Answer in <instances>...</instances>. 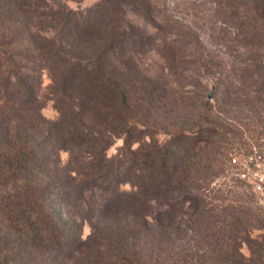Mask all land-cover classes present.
<instances>
[{"label":"trees","instance_id":"trees-1","mask_svg":"<svg viewBox=\"0 0 264 264\" xmlns=\"http://www.w3.org/2000/svg\"><path fill=\"white\" fill-rule=\"evenodd\" d=\"M59 2L0 0V264H175V228L189 222L188 235L206 207L212 179L195 162L216 131L183 129L162 142L163 97L151 101L159 90L132 99L133 75L122 76L149 37L117 19L124 8L150 17L154 0H98L85 10ZM215 4L236 38L260 40L264 55V0ZM44 94L56 119L42 113ZM215 234V261L245 264L238 237Z\"/></svg>","mask_w":264,"mask_h":264},{"label":"rangeland","instance_id":"rangeland-1","mask_svg":"<svg viewBox=\"0 0 264 264\" xmlns=\"http://www.w3.org/2000/svg\"><path fill=\"white\" fill-rule=\"evenodd\" d=\"M59 1L74 10H85L98 2ZM154 1L157 9L150 17L143 18L124 8L117 19L128 32H144L149 37L148 42L142 41L147 44L133 59H126L124 81L128 82L132 75L138 79L134 82L132 78L131 84H126L132 99L146 95V90H159L151 101L163 97L156 135L162 142L183 129L188 133H197L204 127L216 131L211 137L214 148L205 147L202 158L195 162L201 173L208 170L205 177L212 179L205 191L206 207L193 219L188 235L185 231L189 222L182 220L175 228V264L194 263L182 248L190 249V254L205 255L201 264H218L215 253L208 248L219 238L212 234L223 229L238 237L236 246H241L245 264H264V198L237 176V167L232 163L233 157H242L254 149L264 150V55L257 48L261 42L253 37L236 38L215 4L220 0ZM259 63H263L262 67H258ZM43 79L47 88V72ZM48 97L44 94L42 113L56 119L58 112ZM206 133L204 130L209 137ZM123 142V138L117 139L109 154L114 155ZM139 145L136 142L134 148ZM61 158L63 163L68 162L69 153L63 151ZM90 232L86 224L84 237Z\"/></svg>","mask_w":264,"mask_h":264},{"label":"built area","instance_id":"built-area-1","mask_svg":"<svg viewBox=\"0 0 264 264\" xmlns=\"http://www.w3.org/2000/svg\"><path fill=\"white\" fill-rule=\"evenodd\" d=\"M232 163L237 167V176L264 198V150L254 149L242 157H233Z\"/></svg>","mask_w":264,"mask_h":264},{"label":"water","instance_id":"water-1","mask_svg":"<svg viewBox=\"0 0 264 264\" xmlns=\"http://www.w3.org/2000/svg\"><path fill=\"white\" fill-rule=\"evenodd\" d=\"M211 97H212V94L209 95V98H211Z\"/></svg>","mask_w":264,"mask_h":264}]
</instances>
